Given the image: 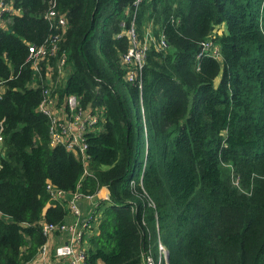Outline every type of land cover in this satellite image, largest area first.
Returning <instances> with one entry per match:
<instances>
[{"label": "trees", "instance_id": "16d2710c", "mask_svg": "<svg viewBox=\"0 0 264 264\" xmlns=\"http://www.w3.org/2000/svg\"><path fill=\"white\" fill-rule=\"evenodd\" d=\"M134 1L14 0L16 14L6 15L0 264H35L47 241L43 225L65 221V203L48 184L66 193L107 189L86 264H142L147 256H161L160 264H264V0ZM50 10L64 15V26H51ZM132 22L138 39H151L130 81L122 56ZM223 24L227 32L217 33ZM205 41L218 45L219 58L198 57ZM29 44L48 51L38 72ZM46 64L59 78L56 105L75 95L101 114L83 133L84 158L49 144L50 118L37 109L49 86ZM36 74L42 86H31Z\"/></svg>", "mask_w": 264, "mask_h": 264}, {"label": "built area", "instance_id": "2783aa9c", "mask_svg": "<svg viewBox=\"0 0 264 264\" xmlns=\"http://www.w3.org/2000/svg\"><path fill=\"white\" fill-rule=\"evenodd\" d=\"M141 0H135L134 3L137 5ZM14 0H0V27H5L8 21L6 15H12L9 13L15 12L12 9ZM16 14V13H13ZM44 17L48 19L53 27H59L65 25V17L64 15L54 13V10H50L48 13L44 14ZM129 37H130V47L123 54L122 60L124 63L130 65L131 69L128 73V79L130 81L134 80L137 74L141 71L148 49V41L151 39L150 34L146 35L141 41L137 38L136 34L133 30V22L129 28ZM56 37L50 43L52 47V53L54 47L56 46ZM159 45L162 48L167 47L165 36L161 33L159 37ZM218 45L214 44L212 41H205L202 43V49L199 53V58L203 55H209L214 58L220 57V48L217 47ZM46 46L42 45L40 47H36L34 44L28 45V61L31 62V67L34 69L33 72H38L39 64L43 58L46 57L47 54ZM63 59L59 63V67L62 65ZM47 78L49 77L48 71L51 68L49 64L45 66ZM39 74V73H38ZM37 75V79L32 81L31 86L34 85H43V80L41 77ZM1 83V81H0ZM54 86L49 85L43 89L44 98L37 108L42 114L48 116L50 118V126H49V144L51 146L56 144H64L67 149L74 150L82 156L83 158L86 156L85 151L87 148V144L85 143L83 133L87 127H91L94 123H96L99 119H101V114L88 112L89 110L83 109L79 103L78 98L75 95H69L65 98L64 104L61 106L56 105L55 98L52 97V92L54 90ZM4 150L3 147V136L0 133V153ZM79 184H77V187ZM47 191L50 195L60 201L66 202L65 196L69 195L70 199L67 201V206L69 211L74 216H79L80 210L76 204V201L81 198H91L92 194H83L80 191L76 190L71 193H66L65 191L58 190L48 184L46 186ZM95 208L93 213L89 216L88 220L91 222L95 219L94 216ZM88 222V223H89ZM88 225V224H87ZM74 229V225L66 224L65 222L61 224H52L46 223L43 225V232L46 236L53 232H72ZM82 234L78 232L77 234L72 235V240L69 243H65L59 245L55 249V259L53 261H43V264H86L85 259V249L84 248H76L75 243L81 242ZM45 242L40 247V256L44 260L48 257V247ZM160 254L165 255V248L164 246L158 242ZM162 261V257L159 256L157 262H155L150 256H147L143 259L142 264H160ZM24 264H33L31 262H25Z\"/></svg>", "mask_w": 264, "mask_h": 264}, {"label": "crops", "instance_id": "0c3cea01", "mask_svg": "<svg viewBox=\"0 0 264 264\" xmlns=\"http://www.w3.org/2000/svg\"><path fill=\"white\" fill-rule=\"evenodd\" d=\"M216 30L218 29V33L219 31H224L227 32V26L226 24L221 25L219 28H215ZM109 198V194L107 192V189H105V187H101L98 192L96 193V195L94 194L91 198H85V197H81L76 201V204L80 210V214L79 216H74L70 211L69 208L67 206V201L70 199L69 195L65 196V207L68 210V213L65 217V223L66 224H71L74 225V229L72 232H53L50 233L47 236V241H46V245L48 247V257L46 258V260H44L42 257H38V259L36 260L35 264H43V261H46V263H49V261H53L55 259V249L56 247H58L59 245L65 244V243H69L72 240V235L77 234L78 232H80L82 234V239L81 242H77L75 243V247L76 248H86L87 247V242H88V238L90 236V234L92 233V228H91V223L89 224V220L86 221L85 223L81 221V212L85 213L87 211H89L88 213V218L89 216L93 213L94 208H96L99 199L104 200V199H108ZM83 217V216H82ZM84 223V224H83ZM83 224V225H82ZM88 224V225H87ZM76 228H78L79 230H76ZM99 264H103V263H99Z\"/></svg>", "mask_w": 264, "mask_h": 264}, {"label": "rangeland", "instance_id": "374dc122", "mask_svg": "<svg viewBox=\"0 0 264 264\" xmlns=\"http://www.w3.org/2000/svg\"><path fill=\"white\" fill-rule=\"evenodd\" d=\"M217 31H218V29H217ZM222 32H224V31H219V34H222ZM218 33V32H217ZM68 67L67 66H63L62 67V70H61V75H62V79H61V81L63 82L65 79V77H66V75H67V73H68ZM48 74H49V77L47 78V81H46V83L48 84V85H52V86H54V84H55V82L59 79H54L53 78V76H50L51 74H52V69H50L49 71H48ZM45 75L47 76V73H46V70H45ZM40 77H41V79L43 80V75H40ZM88 213H89V211H87V212H85V213H82L81 212V221L82 222H86V221H88ZM83 216V217H82ZM83 223V224H84ZM91 222H89V224H90ZM82 224V225H83ZM76 230H79L78 228H76ZM158 248H159V245H158ZM165 248V247H164ZM160 251V250H159ZM165 254H166V249H165ZM163 258L165 259V255H163Z\"/></svg>", "mask_w": 264, "mask_h": 264}, {"label": "water", "instance_id": "95a60500", "mask_svg": "<svg viewBox=\"0 0 264 264\" xmlns=\"http://www.w3.org/2000/svg\"><path fill=\"white\" fill-rule=\"evenodd\" d=\"M167 255H168V254H167V252H166V254H165V260L167 259Z\"/></svg>", "mask_w": 264, "mask_h": 264}]
</instances>
